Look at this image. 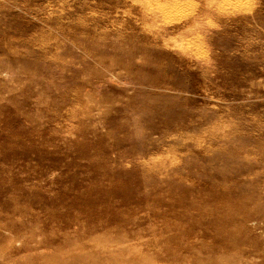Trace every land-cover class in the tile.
Here are the masks:
<instances>
[{"label":"rangeland","instance_id":"1","mask_svg":"<svg viewBox=\"0 0 264 264\" xmlns=\"http://www.w3.org/2000/svg\"><path fill=\"white\" fill-rule=\"evenodd\" d=\"M1 45L0 264L67 257L46 213L78 209L79 139L114 178L98 236L151 264H264V0H0Z\"/></svg>","mask_w":264,"mask_h":264},{"label":"bare ground","instance_id":"2","mask_svg":"<svg viewBox=\"0 0 264 264\" xmlns=\"http://www.w3.org/2000/svg\"><path fill=\"white\" fill-rule=\"evenodd\" d=\"M83 38L84 37L82 36V39ZM78 42L79 41H77V44ZM0 47H2V45ZM63 112H61V114ZM72 147L74 148L72 155L73 157H76L74 162L78 165L76 167L77 169L76 171L79 177V184L76 186L77 187L76 190L74 188L75 191L73 196L74 198L72 200L70 199V203H71L70 205L74 206V204H77L75 207H77L79 210L76 208H74L73 210L58 209L56 211L52 210L46 213L47 215L53 218L54 223L56 224L55 227L58 228L57 231L55 230L56 232L54 233L55 234L54 238H58L61 244L65 246L64 249L67 248V252L69 253L66 258H65L66 255L60 258L55 257L60 255L54 253L53 257L57 258L55 259L57 261H53V262L50 261L45 264H151V259L143 254H140L138 251L136 252L134 250L133 251L124 250V248L120 246L121 241L118 242L114 241L113 242L114 245H113L110 243V241L106 236L102 237L97 235V231L99 230V227H102L103 224L105 223L104 220H107L106 212L105 211L102 212V206L106 204V201L101 202L100 200L101 198L99 194L101 193L100 191L102 190L101 189L102 180L106 178L110 180H114L110 171L111 166L109 162H107L106 159L102 156L103 153L105 154V149L101 147L100 148L96 147L89 140L79 139L78 141L72 143ZM41 149L43 148L41 147ZM82 160H85V162L83 163ZM8 169H10V167L5 168V167H1L0 165V172L6 171ZM1 178L2 177H0V179ZM224 200H225L224 202L227 203L226 207H222L221 210H218L216 212V214H220L222 220L228 222L235 218L236 212L241 207L240 204H235V205L231 204V202H229L227 198ZM12 209H13L12 211L13 214L19 212H23L26 215L37 214V212L32 208H28V209L23 208V206H20L17 202L13 203ZM83 220L89 222L88 228L81 225V222ZM44 221L47 222L46 220ZM227 222L226 225H228ZM73 226H78L79 228L74 229V231H71V228ZM3 228L5 229L9 228L11 230H14L12 224L6 225ZM61 231H64V233H62ZM59 232L60 234H58ZM89 241L95 243L94 246L93 245L87 246V243L85 242H89ZM51 242H55V239L44 238L41 242H39V244L46 245ZM98 242L101 243L98 245L97 244ZM225 244L228 245L227 242H225ZM73 245L76 247L72 248ZM68 247L70 248L68 249ZM210 253L212 257L209 256L208 259L199 260L197 261V263L198 264H228L226 259L221 260L220 258L218 259L215 257V249L212 248V250H210ZM4 258H6V256H4Z\"/></svg>","mask_w":264,"mask_h":264}]
</instances>
